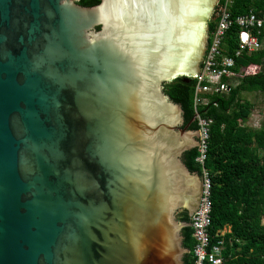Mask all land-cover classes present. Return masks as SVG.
I'll use <instances>...</instances> for the list:
<instances>
[{
	"label": "water",
	"instance_id": "1",
	"mask_svg": "<svg viewBox=\"0 0 264 264\" xmlns=\"http://www.w3.org/2000/svg\"><path fill=\"white\" fill-rule=\"evenodd\" d=\"M79 2L0 0V264H185L204 181L165 85L219 0Z\"/></svg>",
	"mask_w": 264,
	"mask_h": 264
},
{
	"label": "trees",
	"instance_id": "2",
	"mask_svg": "<svg viewBox=\"0 0 264 264\" xmlns=\"http://www.w3.org/2000/svg\"><path fill=\"white\" fill-rule=\"evenodd\" d=\"M102 0H80L85 7H94ZM226 4L219 0L210 23L212 34L221 19L220 8ZM231 20L235 21L251 10L264 15V0H232L227 4ZM99 29V28H98ZM240 27L234 22L225 33L222 55L234 59L231 71L234 78L224 79L230 90L221 95H208L209 104L199 111L213 120L211 127L207 168L212 178L211 227L212 243H223L224 264H264V122L260 130L248 124L256 106L244 98L246 94H264V46L253 53L244 52L237 57ZM254 34L264 43V28L254 29ZM258 66L260 70L250 76L243 69ZM195 81L182 78L165 85V93L183 109L185 126L195 118ZM197 131V122L190 126ZM199 147L185 154L186 165L203 178V167L197 162ZM189 226L183 230L184 246L189 250L185 264H194L193 218L187 211L178 215ZM226 232L223 236L221 235Z\"/></svg>",
	"mask_w": 264,
	"mask_h": 264
},
{
	"label": "built area",
	"instance_id": "3",
	"mask_svg": "<svg viewBox=\"0 0 264 264\" xmlns=\"http://www.w3.org/2000/svg\"><path fill=\"white\" fill-rule=\"evenodd\" d=\"M225 1V6L220 8L222 16L216 30L212 34L211 44L204 59L202 70L191 78L195 81L194 111L198 125V147L200 152L197 162L203 167L204 171L202 197L192 217L193 238L196 241L193 249L194 264H224L222 256L223 243H212V237L209 233L212 224V178L206 165L209 158L213 120L204 117L199 110L209 104L208 95H221L230 90V86L224 79L235 77V74L231 71L235 62L233 58L222 55L221 46L226 31L234 22L240 27L239 48L236 52L237 57L241 56L244 52L250 54V52L253 53L262 48L259 37L254 34V29L259 31L264 28V15L262 17L258 16L251 10L245 15L236 18L235 21H232L227 10V4H231L232 0ZM259 70L258 66L252 65V67L243 69L242 73L245 76H250ZM221 235L223 236V233Z\"/></svg>",
	"mask_w": 264,
	"mask_h": 264
},
{
	"label": "rangeland",
	"instance_id": "4",
	"mask_svg": "<svg viewBox=\"0 0 264 264\" xmlns=\"http://www.w3.org/2000/svg\"><path fill=\"white\" fill-rule=\"evenodd\" d=\"M261 45L263 47L264 43H262ZM244 98L256 106V111L254 112L251 121L249 122L248 125L254 130H260L264 122V94L263 93L246 94L244 95ZM261 155L264 156V152L261 153Z\"/></svg>",
	"mask_w": 264,
	"mask_h": 264
},
{
	"label": "crops",
	"instance_id": "5",
	"mask_svg": "<svg viewBox=\"0 0 264 264\" xmlns=\"http://www.w3.org/2000/svg\"><path fill=\"white\" fill-rule=\"evenodd\" d=\"M232 78H234V77H232ZM232 78H231V79H232ZM191 122H192V121H191ZM191 122H189L187 125L191 126V125H192ZM187 125L185 126V118H184V124H183V126H181V127L184 128V127H187ZM188 132H189L190 135L193 136L191 146H193V149H192V150H194V149L198 148V144H199V142H198V138H197V132L194 131V130H191L190 127H189ZM192 150H191V151H192ZM184 157H185V156H184ZM184 161H185V160H184ZM226 232H229V231H224V232H223V235H224Z\"/></svg>",
	"mask_w": 264,
	"mask_h": 264
},
{
	"label": "flooded vegetation",
	"instance_id": "6",
	"mask_svg": "<svg viewBox=\"0 0 264 264\" xmlns=\"http://www.w3.org/2000/svg\"><path fill=\"white\" fill-rule=\"evenodd\" d=\"M218 5V4H217ZM216 10V9H215ZM215 10L213 11V13L211 14L210 18L208 19V25H207V34L209 35V42H210V23L212 21V18H213V15H214V12ZM208 48H209V45H208ZM205 59V58H204ZM204 61V60H203ZM203 63H200V66L202 67ZM197 132V131H196ZM197 138H198V134H197ZM184 211H180L178 212L177 215H180L181 213H183ZM190 214V213H189ZM178 217V216H177ZM184 262H185V258H184Z\"/></svg>",
	"mask_w": 264,
	"mask_h": 264
},
{
	"label": "clouds",
	"instance_id": "7",
	"mask_svg": "<svg viewBox=\"0 0 264 264\" xmlns=\"http://www.w3.org/2000/svg\"><path fill=\"white\" fill-rule=\"evenodd\" d=\"M192 80V79H191ZM195 122H196V120H195ZM198 146H199V144H198Z\"/></svg>",
	"mask_w": 264,
	"mask_h": 264
}]
</instances>
